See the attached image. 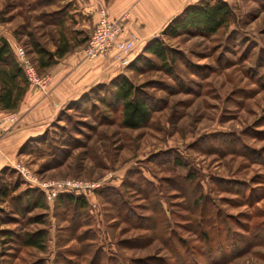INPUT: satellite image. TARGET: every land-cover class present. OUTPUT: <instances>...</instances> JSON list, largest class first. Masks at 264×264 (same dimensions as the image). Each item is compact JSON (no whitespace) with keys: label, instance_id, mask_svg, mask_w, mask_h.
I'll use <instances>...</instances> for the list:
<instances>
[{"label":"rangeland","instance_id":"obj_1","mask_svg":"<svg viewBox=\"0 0 264 264\" xmlns=\"http://www.w3.org/2000/svg\"><path fill=\"white\" fill-rule=\"evenodd\" d=\"M221 1L226 26L160 33L165 67L142 52L125 66L108 59L104 79L17 148L0 173L15 189L0 201V264H264V0ZM81 3L0 0V38L16 63L21 49L45 79L31 43L84 48ZM119 77L150 109L137 130L120 126L112 103ZM51 183L81 188L47 200ZM26 190L41 192L45 209L21 203L18 212L11 198ZM37 231L43 250L22 246V235Z\"/></svg>","mask_w":264,"mask_h":264},{"label":"crops","instance_id":"obj_2","mask_svg":"<svg viewBox=\"0 0 264 264\" xmlns=\"http://www.w3.org/2000/svg\"><path fill=\"white\" fill-rule=\"evenodd\" d=\"M201 0H81V20L76 23L79 33L90 35L97 20L98 9L104 8L109 19L120 21L119 39L132 35L136 39L129 62L136 59L143 47L188 6ZM83 17V18H82ZM84 42H77L74 50L65 53L58 62L44 69L46 85L27 88L16 108L11 111L14 122H5L0 135V169L12 161L17 148L28 138L40 134L55 117L61 105L77 100L97 80L104 79L108 59L86 61L82 56ZM32 87V86H30ZM6 111L0 110V120Z\"/></svg>","mask_w":264,"mask_h":264},{"label":"trees","instance_id":"obj_3","mask_svg":"<svg viewBox=\"0 0 264 264\" xmlns=\"http://www.w3.org/2000/svg\"><path fill=\"white\" fill-rule=\"evenodd\" d=\"M229 17V8L221 0H201L196 5L185 7L181 14L163 29L161 34L174 36L178 32H194L212 35L221 27L227 25ZM31 46L37 56L38 69H46L55 65L69 50L65 40H62V44L59 43L53 52L40 49L35 43H31ZM141 52L150 55L161 66L165 67L167 51L158 39L154 38L148 42ZM128 68L132 69L133 65H129ZM110 84L113 87L110 96L112 103H114V107H120V126L129 130H137L145 126L150 118V109L145 99L141 97L138 88L134 87L124 77H119ZM27 87L28 82L23 68L14 60L5 40L0 38V110L13 111ZM100 101H103V99ZM3 170L1 169L0 173ZM14 190V187L9 189L7 185L0 181V201L7 198L9 192ZM58 199L78 207H83L85 204L81 197L73 195H60ZM11 201L14 202L15 209L20 213L23 212V210L18 209L21 203L28 212L33 209H45L43 195L36 190H26L22 194L12 197ZM37 223H40V221L37 220ZM44 238L43 231L25 233L21 237V244L24 247L41 251L44 248Z\"/></svg>","mask_w":264,"mask_h":264},{"label":"built area","instance_id":"obj_4","mask_svg":"<svg viewBox=\"0 0 264 264\" xmlns=\"http://www.w3.org/2000/svg\"><path fill=\"white\" fill-rule=\"evenodd\" d=\"M121 33L122 25L120 21L109 19L104 8L98 9L97 20L94 24L91 34L85 42L84 48L82 49L83 59L86 61H91L98 57H105L109 50H113L114 58L118 59L121 65H127L129 62L128 57L134 49L136 39L132 35L125 39H119ZM14 56L18 61V64H21L20 66L23 67L27 81L32 85L43 88L45 85V79H39L35 76L32 67L24 59L22 50L16 49L14 51ZM14 120L15 118L12 114H8L3 119H1L0 133L2 132L1 128L3 123H12ZM18 172L21 174L25 173L23 169L18 170ZM25 175L27 176L26 173L23 176ZM43 187L45 189L44 195L47 200H52L55 198L57 193H69V191L76 192L79 188H81L79 185L71 183H51L43 185Z\"/></svg>","mask_w":264,"mask_h":264}]
</instances>
